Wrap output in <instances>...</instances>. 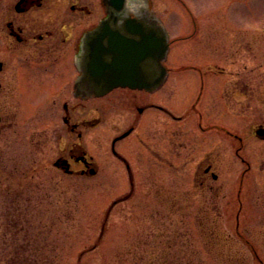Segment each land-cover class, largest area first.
I'll return each instance as SVG.
<instances>
[{
    "label": "flooded vegetation",
    "instance_id": "1",
    "mask_svg": "<svg viewBox=\"0 0 264 264\" xmlns=\"http://www.w3.org/2000/svg\"><path fill=\"white\" fill-rule=\"evenodd\" d=\"M192 2L148 0L146 12L141 0H128L130 11L146 19L129 20L121 31L111 26L109 12L120 6L117 0H0V180H17L12 191L1 193L12 196L11 205L32 200L22 182L39 170L98 177L102 167L84 137L105 119L107 154L121 165L123 180H158L162 166L191 168L190 180L208 195L201 224L209 262L264 264V26L258 25L264 18L252 21L248 34L237 24L241 18L230 15L232 8L227 12L226 0L209 1L216 12L203 17L193 16ZM167 4L173 10L163 16ZM132 21L167 34L164 57L158 50L143 64L155 81L149 89H105L91 73L112 69L123 42L111 35L140 42L128 33ZM227 22L239 32L227 34ZM227 41L236 48L227 51ZM248 49L250 66L226 69L224 56ZM227 116L238 119L234 128ZM34 120L53 124L32 129ZM18 121L25 126V150L18 144ZM14 219L6 231H30L26 212ZM216 244L218 256L211 251Z\"/></svg>",
    "mask_w": 264,
    "mask_h": 264
},
{
    "label": "rangeland",
    "instance_id": "2",
    "mask_svg": "<svg viewBox=\"0 0 264 264\" xmlns=\"http://www.w3.org/2000/svg\"><path fill=\"white\" fill-rule=\"evenodd\" d=\"M192 1L195 17L216 12L210 9L208 2L217 0ZM225 4L227 12L228 8L233 10L230 15L241 18L237 24L245 33L252 31V21L264 18V0H226ZM218 8L221 6L217 7L221 14L223 8ZM164 10L168 14L173 8L167 4L162 7ZM178 12V16H184L180 10ZM163 16H166L165 11ZM261 24L258 25L262 29L264 25ZM234 29L231 22L226 23L227 34L239 32ZM246 38L245 41L251 43L249 37ZM225 47L227 51L236 48L228 41ZM249 54L250 50L239 56H224L226 69L239 70L241 65L250 66ZM211 58L216 62L221 60L214 55ZM227 80H230L229 75ZM234 120L227 116L229 128H234L238 119ZM52 124L34 120L31 128L47 129ZM17 127L18 144L25 150L27 141L22 135L25 126L18 121ZM110 136L104 119L84 137L87 151L102 167L96 178H63L57 173L39 170L35 172L34 180L22 182L24 187L30 188V197L27 196L32 200L29 203L20 200L19 207L16 203L10 204L12 196L7 199L1 195L7 187L12 191L17 180H0V264H16L11 260L14 250L27 247L30 240L33 249L29 254L32 259L37 258L33 262L38 264H213L207 260L210 253L204 245L206 236L203 231L206 228L201 224L204 199L208 195L201 193L197 182L190 180L191 168L179 166L177 170H171L162 166L156 169L158 180H132V191L129 180H123L121 165L113 163L107 154ZM134 165L138 176H142L143 169L139 170L137 163ZM24 198L25 195L21 199ZM24 212L31 220L30 231H6L5 225H13L16 214L20 216ZM8 217L11 221L6 223ZM211 251L218 256L219 245L216 244Z\"/></svg>",
    "mask_w": 264,
    "mask_h": 264
},
{
    "label": "water",
    "instance_id": "3",
    "mask_svg": "<svg viewBox=\"0 0 264 264\" xmlns=\"http://www.w3.org/2000/svg\"><path fill=\"white\" fill-rule=\"evenodd\" d=\"M144 25V24H143ZM148 27V28H147ZM146 30L142 29V22L132 21L129 26V35L133 38L140 36V42H135L128 38L111 35L115 40H122L123 44L115 50L118 55L113 58L112 69L110 71L101 72L100 70L91 73L96 76V79L102 84H105V89H110L115 86H128L130 88L149 89V84L154 78L149 77L148 70L144 67V62L154 59L155 51H162V58L167 49V39L164 33L147 25ZM148 29L153 33L148 34ZM143 30V31H142ZM146 33L147 35H144ZM137 39V38H135ZM154 51V55L153 52ZM151 53V54H150ZM153 55V56H152ZM161 57V55H159ZM97 65V60L93 62ZM98 68L100 65H97ZM101 68V67H100ZM99 68V69H100ZM94 79V76L92 77Z\"/></svg>",
    "mask_w": 264,
    "mask_h": 264
},
{
    "label": "clouds",
    "instance_id": "4",
    "mask_svg": "<svg viewBox=\"0 0 264 264\" xmlns=\"http://www.w3.org/2000/svg\"><path fill=\"white\" fill-rule=\"evenodd\" d=\"M117 2L120 4L119 7L109 9L111 13V26L113 29L122 31L127 21L132 19L143 21L146 19V16L143 14L141 15L130 11L128 0H117ZM141 7L148 12V0H141L140 8Z\"/></svg>",
    "mask_w": 264,
    "mask_h": 264
},
{
    "label": "trees",
    "instance_id": "5",
    "mask_svg": "<svg viewBox=\"0 0 264 264\" xmlns=\"http://www.w3.org/2000/svg\"><path fill=\"white\" fill-rule=\"evenodd\" d=\"M27 247L26 246H22L21 249H15L14 250V257H12L11 260H14V263L16 264H38L36 262H33L35 261L34 259H37V258H33L32 259V256L29 254V252H31V250L33 248H31V244H32V241H27ZM18 258V259H15V258ZM16 261V262H15ZM45 264H50V263H45Z\"/></svg>",
    "mask_w": 264,
    "mask_h": 264
}]
</instances>
